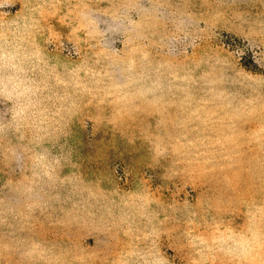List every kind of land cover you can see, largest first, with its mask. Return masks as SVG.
Segmentation results:
<instances>
[{"label":"rangeland","instance_id":"1","mask_svg":"<svg viewBox=\"0 0 264 264\" xmlns=\"http://www.w3.org/2000/svg\"><path fill=\"white\" fill-rule=\"evenodd\" d=\"M0 264H264V0H0Z\"/></svg>","mask_w":264,"mask_h":264},{"label":"crops","instance_id":"2","mask_svg":"<svg viewBox=\"0 0 264 264\" xmlns=\"http://www.w3.org/2000/svg\"><path fill=\"white\" fill-rule=\"evenodd\" d=\"M38 206L42 207H61L70 205L71 207H88V206H101L108 203V200L103 198H95L88 194L77 195L69 199L65 198H44L36 200ZM35 232H31V236H35L38 240H44V243H36L35 247L29 249L31 257L30 261L40 262L43 261L41 255L43 247L48 254H66L62 257H47V260H67L73 262L85 261L89 259L109 260L107 256L108 249H104L102 239L109 237L108 234L103 232L89 231L92 228H101V223H91L83 220L75 221H50L45 224H39ZM43 225V226H42ZM43 229L45 231H43ZM51 248V249H50ZM22 252H27L25 249ZM19 252H17L18 254ZM27 254V253H26ZM95 254L96 258L92 255ZM94 258H93V257ZM17 260H24L21 257H16Z\"/></svg>","mask_w":264,"mask_h":264}]
</instances>
